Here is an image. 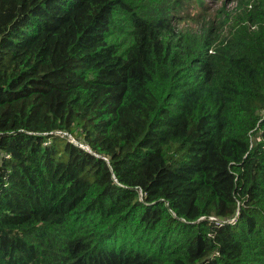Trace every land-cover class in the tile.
Segmentation results:
<instances>
[{
  "label": "trees",
  "instance_id": "16d2710c",
  "mask_svg": "<svg viewBox=\"0 0 264 264\" xmlns=\"http://www.w3.org/2000/svg\"><path fill=\"white\" fill-rule=\"evenodd\" d=\"M208 11L0 0V264H264V0Z\"/></svg>",
  "mask_w": 264,
  "mask_h": 264
},
{
  "label": "rangeland",
  "instance_id": "374dc122",
  "mask_svg": "<svg viewBox=\"0 0 264 264\" xmlns=\"http://www.w3.org/2000/svg\"><path fill=\"white\" fill-rule=\"evenodd\" d=\"M225 1L226 0H206V4L209 7L208 14L210 15V17H215L217 12L221 11V9L224 6ZM236 7H237V3L234 2L230 5H228L227 11L233 12L236 10ZM219 22H220V20H218L217 26H219ZM180 27L184 28V29H192L198 33L206 31V27H205L203 22L195 23V22L191 21L188 23H182Z\"/></svg>",
  "mask_w": 264,
  "mask_h": 264
},
{
  "label": "built area",
  "instance_id": "2783aa9c",
  "mask_svg": "<svg viewBox=\"0 0 264 264\" xmlns=\"http://www.w3.org/2000/svg\"><path fill=\"white\" fill-rule=\"evenodd\" d=\"M70 141L73 142V143H75L76 145H79V147H82L83 149H87V147H85L84 145H81V144L77 143L76 140L72 136H70ZM140 196H141V198H143V193L142 192L140 193ZM211 219L212 220H215V218H211ZM235 221H236L235 218L229 220L230 223H233Z\"/></svg>",
  "mask_w": 264,
  "mask_h": 264
}]
</instances>
